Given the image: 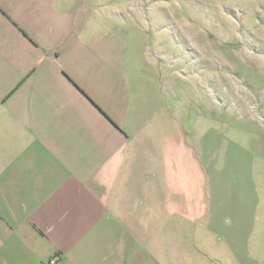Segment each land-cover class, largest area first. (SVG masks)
<instances>
[{
	"label": "crops",
	"instance_id": "1",
	"mask_svg": "<svg viewBox=\"0 0 264 264\" xmlns=\"http://www.w3.org/2000/svg\"><path fill=\"white\" fill-rule=\"evenodd\" d=\"M95 5L0 0V264H264V146Z\"/></svg>",
	"mask_w": 264,
	"mask_h": 264
},
{
	"label": "rangeland",
	"instance_id": "2",
	"mask_svg": "<svg viewBox=\"0 0 264 264\" xmlns=\"http://www.w3.org/2000/svg\"><path fill=\"white\" fill-rule=\"evenodd\" d=\"M93 1L94 18L135 55L173 72L191 99H216L222 131L240 140L248 131L256 150L264 146V0Z\"/></svg>",
	"mask_w": 264,
	"mask_h": 264
},
{
	"label": "built area",
	"instance_id": "3",
	"mask_svg": "<svg viewBox=\"0 0 264 264\" xmlns=\"http://www.w3.org/2000/svg\"><path fill=\"white\" fill-rule=\"evenodd\" d=\"M59 256H55L51 261L50 264H55L56 261L58 260Z\"/></svg>",
	"mask_w": 264,
	"mask_h": 264
}]
</instances>
